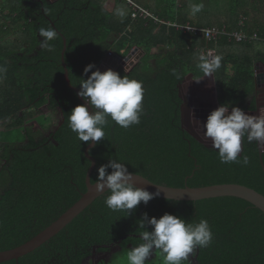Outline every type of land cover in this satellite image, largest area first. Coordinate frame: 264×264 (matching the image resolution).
Here are the masks:
<instances>
[{
  "label": "trees",
  "instance_id": "trees-1",
  "mask_svg": "<svg viewBox=\"0 0 264 264\" xmlns=\"http://www.w3.org/2000/svg\"><path fill=\"white\" fill-rule=\"evenodd\" d=\"M237 1L232 0L230 7L225 0H207L204 9L192 16L190 4L204 0H177L178 7L176 0H172L167 5L169 12L157 16L164 21H191L200 27L225 26L232 31L239 29L244 21L240 9L244 5L240 1L238 7ZM67 2L63 0L64 10L67 4L70 12L75 8L67 18L63 15L64 21L50 16L67 38L65 59L74 86L81 87L80 77L90 76L110 48L124 57L134 45L147 52L131 70H116L121 76L143 81L145 114L138 125L128 129L109 118L104 129L106 137L90 150L97 160L92 182L96 181L102 164L119 159L129 171L157 184L198 187L239 183L264 195V151L259 142L242 139L241 155L250 157L249 165L222 164L216 149L183 127L184 99L180 94L186 75L192 72L196 78L204 76L197 67L198 55L215 48L216 54L223 56L221 67L214 72L220 104L256 110L254 64L257 60L264 63V55L235 51L236 47L250 46L249 43L230 41L227 36L206 41L152 19L135 21L133 30L128 32L127 27L132 23L130 9H126L127 16L121 20L108 13L102 3L88 0L90 7L83 16L76 10L78 3ZM9 4L3 0L4 8ZM84 8L82 5L81 9ZM25 16H7L8 20L12 19L11 25L0 21V68L6 70L0 72V126L9 123L8 129L25 127L22 138L0 141V161H4L0 164V251L26 243L70 208L87 190L86 175L91 166L85 155L90 142L80 141L68 126L71 110L83 103L66 80L61 60L63 37L57 32V38L49 42L50 48H39V29L56 28L45 16L36 17L33 11ZM29 17L34 22L26 23L27 34L21 38L18 36L21 20ZM100 25L98 31L96 27ZM113 32L118 37L109 43ZM168 41L173 42V48L158 52V45ZM151 59H156V69L150 70ZM89 63L96 67L86 76L84 68ZM173 68L184 76L181 80L172 74ZM58 107L63 110V122L51 138L45 137L41 129L26 124L41 115L43 108ZM111 171L109 168L108 172ZM107 194L95 199L63 230L35 250L18 260L0 264H82L95 250L108 251L113 245H120L121 249L111 260L102 263L110 264L120 252L142 242L139 221L144 213L149 218L171 213L189 222L207 219L214 241L210 247L195 251V264H264V212L242 198L181 201L155 196L147 204L141 202L128 215L125 211L110 210L104 203ZM146 227L152 230L150 225ZM156 253L147 264H164L161 253ZM183 264L192 262L186 260Z\"/></svg>",
  "mask_w": 264,
  "mask_h": 264
},
{
  "label": "clouds",
  "instance_id": "clouds-1",
  "mask_svg": "<svg viewBox=\"0 0 264 264\" xmlns=\"http://www.w3.org/2000/svg\"><path fill=\"white\" fill-rule=\"evenodd\" d=\"M189 7L190 14L195 16L204 9V4L193 3ZM47 12L45 9L46 14ZM115 15L123 20L127 11L123 7H117ZM39 35L43 37L41 47L50 48L49 42L56 39L58 33L52 27H41ZM222 60L223 56L220 54L201 52L197 67L204 76H211L221 67ZM94 67V63H89L84 68V74L87 76ZM4 71L6 70L0 68V72ZM171 71L178 81L184 77L175 68ZM80 78L78 84L81 87L77 95L85 103L75 106L68 116V126L80 141L98 144L106 137L104 129L109 118L124 129L141 122V117L145 114L143 81L129 75L121 76L111 68L105 71L96 68L86 79ZM229 108L230 105L225 103L210 112L206 122L202 124L205 129L202 136L204 140H211L212 148L218 151L222 164L238 163L247 166L250 157L241 155L242 139L246 137L249 143L264 142V111H260L259 115H249L240 107H231L230 112ZM193 123L199 132L201 122L194 115ZM109 168L111 172H108ZM136 177L137 174L130 172L124 162L110 159L98 168L94 187L99 193H108L104 203L110 210L125 211L130 215L131 210L141 202L147 204L159 195V190L153 193L141 187ZM148 225L152 230H147ZM139 228L143 229L140 232L142 242L127 253L128 264H146L153 251L161 253L164 264H183L197 249L208 248L214 241V233L207 219L189 222L171 213H165L159 218H149L144 213L139 221Z\"/></svg>",
  "mask_w": 264,
  "mask_h": 264
},
{
  "label": "water",
  "instance_id": "water-1",
  "mask_svg": "<svg viewBox=\"0 0 264 264\" xmlns=\"http://www.w3.org/2000/svg\"><path fill=\"white\" fill-rule=\"evenodd\" d=\"M67 50V38L64 37V48L62 51V63L65 68V76L68 83V86L74 90L76 93L80 90L79 87L74 86L70 80V72L68 69V65L65 60V53ZM138 51V48L131 50V52L126 56V60L133 59V56ZM134 65V61L131 62ZM256 77H257V85L260 88H264V66L261 63L256 64ZM215 76L214 73L211 76H204L203 78H195L194 74L191 72L185 78L181 87H185L188 89V98L184 99V105H189L186 111H189L187 114L186 121L191 124L193 121V115L196 120L201 122L200 132L205 131L203 129L202 124L206 122L208 115L211 111L220 106L218 101L217 89L215 86ZM205 86H211L213 89V99L211 100V105L205 106L202 105L201 98L203 95H208L205 92ZM82 103H85L83 98L79 96ZM183 105V108H184ZM92 110L91 108L89 109ZM231 108H229V112ZM245 113L249 115H254L256 111L252 110H244ZM183 127L184 126V120ZM194 124V123H193ZM188 130L187 128H185ZM194 129L197 130V126L194 124ZM190 132V131H189ZM191 133V132H190ZM192 134V133H191ZM195 136V135H194ZM197 137V136H195ZM198 138V137H197ZM199 139V138H198ZM95 146V143H89L85 148V155L91 161V166L87 171L86 175V186L87 190L82 193L81 197L70 207L68 208L57 220H55L51 225L38 233L35 237L27 241L26 243L17 246L12 249L0 251V263L6 262L13 259H19L21 256L35 250L53 236L58 234L61 230H63L74 218H76L82 211H84L90 204L93 203L95 199L104 193H99L95 190L94 184L92 182V173L96 167L97 160L90 154V149ZM264 151V149H262ZM131 172V171H130ZM133 174H137L136 180L137 183L141 186L149 190L150 192L156 193L159 190L158 197H163L167 199L173 200H191L197 201L206 198H215V197H226V196H234L238 198H242L254 206L259 208L262 212H264V195L257 190L248 187L246 185H242L239 183H219V184H210L206 186H184V187H174L163 184H157L147 177L132 172Z\"/></svg>",
  "mask_w": 264,
  "mask_h": 264
},
{
  "label": "crops",
  "instance_id": "crops-1",
  "mask_svg": "<svg viewBox=\"0 0 264 264\" xmlns=\"http://www.w3.org/2000/svg\"><path fill=\"white\" fill-rule=\"evenodd\" d=\"M70 1H72V2L74 1L75 4L78 3V5H77L78 8H76V10H79V13H81L83 16L85 14H87V11L90 7V4H88V0H68L67 3H69ZM89 1H92L96 4L102 3L105 10L108 13H111L114 15H115V11H116L117 7H123L125 9H130V12H131V7L128 5V3L125 0H89ZM135 1L138 2L139 4L145 6L146 8H148L155 15H157V14L159 15V13L165 15L167 12H169V10L167 9V5H170L172 3V0H135ZM179 1L181 2V0H178V2ZM183 1L184 0H182V2ZM240 1H242V4L244 5L243 8H241L239 5ZM7 2H10V4L8 5V8H4L3 7L4 6L3 0H0V21L1 22H5L7 25H9V24L11 25L12 19L8 20L7 16H11V18H13L16 15H18V16L24 15V17H26L25 14H29V11H33V13L36 17H40L41 15L45 16V18H47L48 21L51 22V24L56 28L57 32L63 37V40H64V36H63L62 32L60 31V29L58 27H56V23L51 18V16L53 17V15H54L55 18H58V19L61 18L62 21H64L65 17L67 18V15L72 14L71 12L74 11V8H75L74 6H73L74 8H71L72 10L70 12L68 10V6H67L69 4L66 5V7H65L66 10L63 9L64 8L63 0H7ZM206 2H207V0H204L203 4L207 5ZM225 2H226L227 6L229 4L231 7L232 0H225ZM176 3H177V0H176ZM82 5H83V7H85L84 9H81ZM237 5H238V7H240V9L242 11L241 16H243L244 23H245L244 29L249 33L257 32L259 35V38L257 40L252 41L251 43H249L250 46L236 47L235 51H237L239 53H250V54H254L255 56L264 55V0H238ZM177 7H178V3H177ZM177 7H176V10H177ZM45 9L48 10L47 14L45 13ZM63 15L65 17H63ZM33 20H34L33 17H29V19H27L26 21H24V19L21 20V26H22L21 30H20L21 33L18 34V36H21V38L26 36V34H27L26 23H33L34 22ZM187 22L191 23V21H187ZM134 23L135 22L131 23V25H129L127 27L128 32L133 30ZM121 24H122V22H121ZM96 28L99 31L101 29V25L96 27ZM116 36H118V33L113 32L111 35V38L109 40V43H111L113 41L112 39L116 38ZM16 37H17L16 35H12L11 38L16 39ZM39 39H40V41H42L43 37H40ZM230 41H234V40H230ZM173 46H174L173 42L168 41L166 44H159L157 47V51L158 52L159 51H166L169 48H173ZM39 48H41V43H40ZM135 48H138V51H143V53H144L143 56L146 55V53H147L146 50H143L141 47H139L137 45H134L132 50ZM140 57H141V55L138 53H136L133 56L132 61H134V65H132V67L129 70H131L134 66H136L139 62H141L143 60L144 57H141V58ZM61 60H62V53H61ZM152 63L155 65H152ZM257 63H261L263 66H264V63L260 60H257V61H255V64H254V71H255V78H256V97H257V109L256 110H257V112H259L258 113V115H259L260 111H264V88H260L257 85V77H256V64ZM156 66H157L156 59H151L150 60V70L156 69ZM129 70H126V71H129ZM147 72L152 73L151 71H147ZM187 76L188 75H186V77ZM214 76H215V74H214ZM194 77H195V75H194ZM203 77H201V78H203ZM215 84H216L215 86L217 89L216 78H215ZM180 94L182 96L181 88H180ZM217 94H218V89H217ZM182 98H183V96H182ZM218 101H219V98H218ZM250 101L251 100L248 99L247 102L250 103ZM219 104H220V102H219ZM260 104H262V105H260ZM183 105H182V120L187 118V115H185V113H183L185 111L183 108ZM256 110H254V111H256ZM184 116H185V118H184Z\"/></svg>",
  "mask_w": 264,
  "mask_h": 264
},
{
  "label": "rangeland",
  "instance_id": "rangeland-1",
  "mask_svg": "<svg viewBox=\"0 0 264 264\" xmlns=\"http://www.w3.org/2000/svg\"><path fill=\"white\" fill-rule=\"evenodd\" d=\"M156 23H159V22H156ZM117 37L118 36H116V38ZM136 53L140 54L141 57H144L143 51H137ZM152 65H155V64L152 63ZM181 93H182L183 98L185 100H187V98L189 96L188 95V89L185 87H181ZM203 96L206 97L208 95H206V96L203 95ZM260 105H262V104H260ZM188 107H189V105H184L185 111L183 110L184 111L183 113H185V115L189 114V111H186L188 109ZM258 113L259 112H256L255 115H258ZM184 118H185V116H184ZM62 122H63V110L61 107H58L55 110L43 108V113L41 115L34 117L32 119H29L26 122V124L27 125H33L34 127L41 129L45 137L51 138L52 134L59 128V126L62 124ZM8 124L9 123H4V124H2V126H0V141L19 139L25 135V133H24L25 127L24 126L17 128V129H8L6 127ZM184 126H185V128L188 129V131H190L192 134L197 136L199 139L203 140L208 146L212 147L211 140H204L203 136H202L203 131L198 132L197 130H195L194 124L192 121H191V124H189L188 121H186V119H184ZM259 144L261 146V149H264V142H259ZM3 163H4V161L1 160L0 164L2 165ZM120 249H121L120 245H113L110 248V250H108V251H96L91 256L85 258L84 261L82 262V264L107 263L111 260V258L113 257V254L115 252L119 251ZM131 249H132V246H130V248L127 251L125 250L124 253L120 252V254L117 256V258H115V260L110 264H128L127 253ZM156 255H157V253H155V251H153V254L150 257H148L147 262L152 261V259H154L156 257ZM188 260L191 261L192 264H195V261H196L195 255L194 254L190 255ZM161 261L164 262L163 258L161 259ZM147 262H146V264H147ZM160 264H162V263H160Z\"/></svg>",
  "mask_w": 264,
  "mask_h": 264
},
{
  "label": "built area",
  "instance_id": "built-area-1",
  "mask_svg": "<svg viewBox=\"0 0 264 264\" xmlns=\"http://www.w3.org/2000/svg\"><path fill=\"white\" fill-rule=\"evenodd\" d=\"M128 5L131 7V18L132 23L139 19H152L155 22L164 23L169 26H174L178 30L189 32L191 34L200 36L204 38L206 41H217L222 36H227L230 40H234L238 43H251L254 40L259 38L257 32L249 33L244 29V21L242 20L240 25L241 27L236 30H228L225 26H208V27H200L191 23H181V22H172V21H164L160 19L158 16L153 14L148 8L139 4L135 0H125ZM208 51H212L213 54H216L215 48H208L205 53ZM126 56H120L115 52L113 48H110L106 55L103 57L99 69L101 71H105L108 68L113 70H117L119 68H123L124 70H129L132 67V59L126 60Z\"/></svg>",
  "mask_w": 264,
  "mask_h": 264
},
{
  "label": "bare ground",
  "instance_id": "bare-ground-1",
  "mask_svg": "<svg viewBox=\"0 0 264 264\" xmlns=\"http://www.w3.org/2000/svg\"><path fill=\"white\" fill-rule=\"evenodd\" d=\"M205 92H206V94H208V96L202 97L200 103L202 105L208 106V105H211V100L213 99V89H212V87L211 86H206L205 87Z\"/></svg>",
  "mask_w": 264,
  "mask_h": 264
},
{
  "label": "flooded vegetation",
  "instance_id": "flooded-vegetation-1",
  "mask_svg": "<svg viewBox=\"0 0 264 264\" xmlns=\"http://www.w3.org/2000/svg\"><path fill=\"white\" fill-rule=\"evenodd\" d=\"M193 122V121H192ZM194 135V134H193ZM97 250H95L94 252H96Z\"/></svg>",
  "mask_w": 264,
  "mask_h": 264
}]
</instances>
